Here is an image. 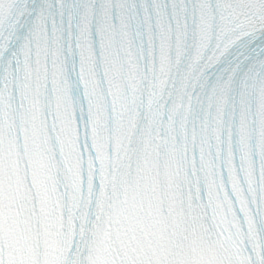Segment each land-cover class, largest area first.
Segmentation results:
<instances>
[{
	"label": "snow or ice",
	"instance_id": "1",
	"mask_svg": "<svg viewBox=\"0 0 264 264\" xmlns=\"http://www.w3.org/2000/svg\"><path fill=\"white\" fill-rule=\"evenodd\" d=\"M0 264H264V0H0Z\"/></svg>",
	"mask_w": 264,
	"mask_h": 264
}]
</instances>
